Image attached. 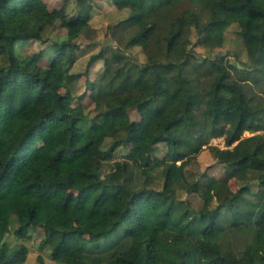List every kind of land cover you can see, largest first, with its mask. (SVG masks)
<instances>
[{"label":"trees","instance_id":"trees-1","mask_svg":"<svg viewBox=\"0 0 264 264\" xmlns=\"http://www.w3.org/2000/svg\"><path fill=\"white\" fill-rule=\"evenodd\" d=\"M74 1L69 12L67 3L0 0V264L27 260L28 247L5 237L31 228L43 229L41 244L61 264H264V0H111L128 9L116 24L126 46L146 60L101 49L88 68H104L92 81L85 72L81 94L83 73L70 72L76 39L104 0ZM57 22L66 38L24 47L45 42ZM233 24L255 45L249 65L195 52L194 30L214 48ZM216 137L225 148L208 145ZM207 145L226 175L191 180L188 166ZM120 148L125 158L106 171ZM183 184L209 203L181 197Z\"/></svg>","mask_w":264,"mask_h":264},{"label":"rangeland","instance_id":"rangeland-1","mask_svg":"<svg viewBox=\"0 0 264 264\" xmlns=\"http://www.w3.org/2000/svg\"><path fill=\"white\" fill-rule=\"evenodd\" d=\"M50 9L59 8L64 3H67V10L69 12L75 11L76 3L74 0H45ZM128 9H119L111 0H104L103 4L95 6L93 11L91 26L92 30L89 32L82 33L77 39L76 42L80 45V48L77 51V58L74 60L71 70V73H83V76L78 79L74 85V91L76 94H81L87 89L86 74L87 71L89 79L92 81L101 73L104 68L103 60L95 61L92 66L88 68V62L91 58V55L99 52L101 49L109 53L111 50L116 48L125 51L132 58L144 62L146 60V54L143 51L142 47H127L126 46V35L119 31V28H116L123 18L126 17ZM115 29V31H113ZM240 27L237 24H233L226 31L225 43L223 46L206 48L201 46L198 43L197 35L195 30L191 34L192 46L195 52L208 61H212L217 57V55L224 56L227 64H237L238 66L249 65L251 63V55L254 54L255 45L253 42L244 40L240 33ZM67 29L60 23L57 22L51 26L45 32V42L39 40H31L29 44L24 46L30 52L38 51L39 49L47 47L50 43L55 41H62L67 37ZM234 73L236 70L233 67H229ZM88 69V70H87ZM257 93H260L259 88H256ZM83 102L87 105L88 111L95 112L94 102L87 96ZM130 114L133 118L137 119L139 117L138 113L135 110H131ZM259 132L264 133V130ZM253 133L246 131L245 136H250ZM211 146H219L225 148L224 137H216L210 140L209 144ZM205 146V148L198 155V158L188 166V174L190 175L191 180H195L202 173L207 172L209 175H214L216 177H225V168L221 165H218L217 159L215 158L213 151L210 149V146ZM166 152V146L164 143L160 144V148L157 151L156 155L162 157ZM128 153V150L120 148L117 150L116 155L106 163L105 170L108 171L109 168L115 163V161H120L125 158V155ZM154 185L158 188H161L162 177L160 170H156L154 174ZM230 185L233 189H237L238 182L232 178L230 179ZM178 193L181 197L189 198L195 205H207L209 203V196L202 198L194 194H188L186 192V187L181 186L178 190ZM29 233L31 237L22 238L17 236L14 233V229L8 233L5 237V241L10 246H15L19 244L26 245L29 249L27 260L22 264H39L38 256L42 255L48 264H61L57 263L52 255L51 250L48 246H43L41 241L44 237L43 229L31 228Z\"/></svg>","mask_w":264,"mask_h":264}]
</instances>
